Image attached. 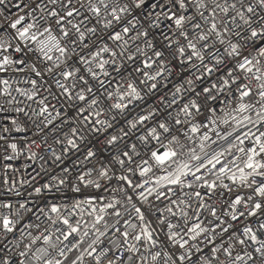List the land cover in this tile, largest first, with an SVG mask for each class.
Returning a JSON list of instances; mask_svg holds the SVG:
<instances>
[{
	"label": "snow or ice",
	"instance_id": "1",
	"mask_svg": "<svg viewBox=\"0 0 264 264\" xmlns=\"http://www.w3.org/2000/svg\"><path fill=\"white\" fill-rule=\"evenodd\" d=\"M0 264H264V0H0Z\"/></svg>",
	"mask_w": 264,
	"mask_h": 264
}]
</instances>
